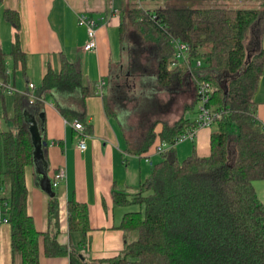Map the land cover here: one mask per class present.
Wrapping results in <instances>:
<instances>
[{
	"label": "trees",
	"instance_id": "1",
	"mask_svg": "<svg viewBox=\"0 0 264 264\" xmlns=\"http://www.w3.org/2000/svg\"><path fill=\"white\" fill-rule=\"evenodd\" d=\"M220 1L230 0H162L163 5L153 8L145 1L124 0L123 38L133 33L154 43L158 83L166 88L188 80L196 92L199 82L209 83L214 88L209 106L220 118L205 157L194 152L180 160L177 154L180 134L196 127V119L182 116L174 125L164 124L161 132L152 129L148 134L139 154L157 142L169 148L137 194L129 198L115 192L117 204L143 209L125 214L121 229L127 243L112 264H264V204L254 187L256 180H264V124L255 101L264 66V0L255 8L203 5ZM4 17L20 26L16 11L6 9ZM174 38L189 46L191 68L176 58ZM10 58L11 73L0 43V79L14 85L17 70L27 72L18 43ZM197 60L200 67L194 65ZM103 86L86 83L79 63L63 55L60 72L48 70L34 103L29 88L15 95L14 112L6 118L10 126L0 131V220L5 214L11 224L13 250L22 253L23 264H40L41 249L47 257L68 253L57 236L36 229L28 212L26 169L33 165L34 145L24 113L39 114L51 96L65 119L81 122L90 134L86 101L103 96ZM196 99L199 103L198 94ZM57 206L52 197L51 217ZM68 211L69 229L87 235L88 206L71 200Z\"/></svg>",
	"mask_w": 264,
	"mask_h": 264
},
{
	"label": "crops",
	"instance_id": "2",
	"mask_svg": "<svg viewBox=\"0 0 264 264\" xmlns=\"http://www.w3.org/2000/svg\"><path fill=\"white\" fill-rule=\"evenodd\" d=\"M123 4L124 0H0V43L8 57V72H12L10 53L16 43L26 55L27 72L24 74L18 69L13 82L19 93H25L29 83H34L37 90L49 69L59 73L63 55L79 63L86 83L105 81L103 96H93L86 101L92 129L87 134V150L83 153L77 148L80 133L74 121H68L57 111L51 96L47 97L39 114L29 110L24 113L39 125L40 116L44 118L48 143L44 156L50 176L61 167L67 171L66 180L55 189L58 206L51 217L52 197L36 185L34 166L26 169L28 212L34 218L36 229L49 231L57 236L60 245L68 248L66 255L55 257H47L41 249L40 264H112L110 260L120 255L127 243L121 229L125 214L140 210L137 204H117L115 192L133 197L152 173L154 164L162 159V155L155 152L158 142L148 153H138L152 129L159 133L167 124L161 116H154L140 104L142 93L152 87L153 80L156 87H165L156 78L154 43L133 33L123 38ZM6 9L19 14L18 28L4 17ZM80 13H88L98 21L95 50L83 49L88 34L86 26L79 23ZM262 47L264 49V35ZM187 81L165 88L172 98L187 95L181 97L187 103L184 111L173 110L170 115L173 120L181 116L192 121L197 118V103L189 104ZM7 95L1 94L5 122L8 116L12 117V114L7 115ZM255 101L258 119L264 124V66ZM189 113H193L194 118ZM132 118L138 123L130 124ZM6 125L9 128L10 123ZM211 132V128H201L195 139L177 145L179 159L194 152L201 157L209 156ZM188 142L190 146H185L186 152L182 153L180 146ZM147 155L153 165L146 160ZM254 187L264 204V180H256ZM71 200L88 206L87 235L69 229ZM5 216L3 214L0 220V264H23L22 253L13 250L11 224Z\"/></svg>",
	"mask_w": 264,
	"mask_h": 264
},
{
	"label": "built area",
	"instance_id": "3",
	"mask_svg": "<svg viewBox=\"0 0 264 264\" xmlns=\"http://www.w3.org/2000/svg\"><path fill=\"white\" fill-rule=\"evenodd\" d=\"M139 2L143 1H151V0H138ZM79 23L81 25L86 26L87 28V34H88V40L85 43L83 49L85 51L95 50L98 46L97 42V31H98V21L96 18L91 16L88 13H80L79 14ZM175 46L176 50V58L179 62H183L187 67H192L193 65L189 63V46L183 42L179 38H174L172 42ZM197 67H200L202 65L201 60H197L195 64ZM99 85L103 86L105 85L104 79L99 80ZM29 95L31 96V103H34L37 100L35 90L36 85L34 83H29ZM214 88L210 86L209 83L203 82L198 84L197 94L199 96V104L200 108L198 109V115L196 118L197 125L196 127H193L189 130L184 131L182 134H180L178 138V142H183L186 140H193L197 136V133L199 129L204 127H212L215 124V121L220 118V112L215 110L213 107L209 106V102L212 97V92ZM0 92H3L4 94L7 93H14L17 92L14 85L10 83H6L2 79H0ZM73 125L77 131L80 133V137L78 140L77 148L80 152H85L87 150V142L86 137L87 134H85V127L84 125L75 120L73 122ZM2 120L0 119V131L2 130ZM169 148V145L163 142L157 143L155 146V152L158 154H162ZM146 160L153 165V161L151 160V157L147 155ZM67 178V171L65 167H61L58 169L57 172L51 175L52 179V186L55 190L59 185L65 181Z\"/></svg>",
	"mask_w": 264,
	"mask_h": 264
},
{
	"label": "rangeland",
	"instance_id": "4",
	"mask_svg": "<svg viewBox=\"0 0 264 264\" xmlns=\"http://www.w3.org/2000/svg\"><path fill=\"white\" fill-rule=\"evenodd\" d=\"M144 5L148 6L149 8H153V7H158L163 5L164 3L162 2V0H151V1H145L143 3ZM203 5H215V6H221V7H232V8H255L259 6L258 0H230V1H220V2H205L203 3ZM128 26L130 25V21H127ZM141 52V51H140ZM154 81V80H153ZM152 81L151 84V88L150 86L142 93L143 97L142 100L140 102V104L142 106H144L148 112H151L154 116H158V117H162L164 119V121H167V124L169 123L170 125H174L181 117H179L178 119L173 120L171 118V113L173 112V110L179 108L182 111H184L185 105L187 103H185V98L182 100L181 97H186L187 95H183V96H178V98H172L170 97V93L168 91V89L165 88H159L158 86L156 87L154 85V82ZM189 84L187 85L188 87V97H189V104L191 106V104L194 102L197 103V92L195 90V86L193 85V83L191 81H187ZM192 83V84H191ZM19 91V90H18ZM17 91V92H18ZM17 92L14 93H7V98H6V108H7V115H11L14 112V102H15V95ZM133 92V91H132ZM131 92V93H132ZM4 95V93H3ZM3 97L0 94V119L2 120V123H4V129H7L8 127H6L7 123L5 122V118H4V104H3ZM159 105V109L157 108V106ZM196 110L198 111V109L200 108V104L197 103L196 105ZM164 110V111H162ZM190 116L192 118H194V114L193 113H189ZM133 122L130 124L135 125V123L137 124L138 121L134 120ZM10 126V125H9ZM215 127V126H214ZM212 127H205V128H214ZM183 142H180L179 144H181ZM178 144V145H179ZM185 146H190V142L188 143H184L182 146H180V150H182V153H185L186 150L184 149ZM182 153H180V157H183ZM190 156V155H189ZM188 157V156H187ZM186 158V157H185ZM35 172V171H34ZM138 210H142L143 207H141V205L137 204Z\"/></svg>",
	"mask_w": 264,
	"mask_h": 264
},
{
	"label": "water",
	"instance_id": "5",
	"mask_svg": "<svg viewBox=\"0 0 264 264\" xmlns=\"http://www.w3.org/2000/svg\"><path fill=\"white\" fill-rule=\"evenodd\" d=\"M40 117L42 118L39 125L35 119L31 120L25 115V120L32 134V142L34 145L33 166L36 175V185L48 193L50 197H55L56 192L53 189L49 167L44 156V148L48 145L47 141L44 140V118L42 115Z\"/></svg>",
	"mask_w": 264,
	"mask_h": 264
}]
</instances>
